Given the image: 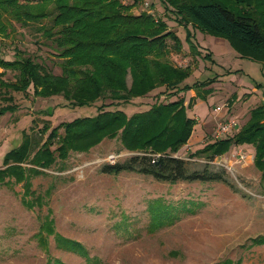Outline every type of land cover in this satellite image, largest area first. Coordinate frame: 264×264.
I'll return each instance as SVG.
<instances>
[{
    "label": "rangeland",
    "instance_id": "rangeland-1",
    "mask_svg": "<svg viewBox=\"0 0 264 264\" xmlns=\"http://www.w3.org/2000/svg\"><path fill=\"white\" fill-rule=\"evenodd\" d=\"M135 11L166 22L179 38L181 52L172 50L168 59L179 69H191L180 85L183 92L170 97V91L159 87L129 103L102 99L83 108L71 106L63 96L35 98L32 88L27 95L12 93L19 109L0 118V168L5 154L21 145L25 133L40 140L48 123L54 128L95 116L101 106L131 117L156 103L184 98L192 105L187 114L197 124L175 156L185 160L190 172L208 169L223 173L225 181L170 184L136 172L104 174V165L139 154L126 150L119 137L105 139L87 153H71L47 175L33 179V190L43 197L42 207L22 204L21 184H0V264H47L49 259L52 264H264V244L252 242L264 237V176L255 166V148L233 146L234 154L229 151L216 164L210 162L219 156L208 160L199 154L216 141L219 123H237L222 138L232 140L251 120L252 111L264 104L262 64L243 57L227 38L180 23L161 0L140 1ZM53 16L42 24L50 28ZM40 25L22 26L9 18L6 26L13 31L11 37L0 33L1 55L13 60L17 47L42 57L60 75L61 69L53 63L58 59L52 60L48 46L51 40L37 31ZM187 30L192 33L194 53L186 41ZM168 41L172 49L173 41ZM4 78L13 80L14 73L8 71ZM238 154L248 156L244 164L234 162ZM51 186L54 189L46 196ZM46 216L54 220L56 232L80 244L86 256L59 247L54 234H45L42 242L39 233Z\"/></svg>",
    "mask_w": 264,
    "mask_h": 264
},
{
    "label": "trees",
    "instance_id": "trees-1",
    "mask_svg": "<svg viewBox=\"0 0 264 264\" xmlns=\"http://www.w3.org/2000/svg\"><path fill=\"white\" fill-rule=\"evenodd\" d=\"M140 1L144 0H134L130 5L122 0H0V33L11 37L13 30L8 32L6 26L9 18L22 26L40 23L37 31L51 40L48 46L54 55L52 60L58 59L53 63L62 71L55 74L42 57L17 47L13 60H5L0 51V118L19 109L12 93L27 95L31 88L35 98L63 96L71 106L80 108L102 99L129 103L159 87L170 91V97L182 93L180 85L191 69H179L168 59L172 50L181 52L180 40L168 30L166 22L157 21L151 13L134 14ZM161 2L180 23L227 38L238 53L264 68V0ZM53 13L52 26L47 28L42 22ZM191 37L187 30L186 41L194 53ZM169 39L173 41L172 49ZM8 71L14 73L13 80L4 78ZM191 106L181 98L156 103L131 117L101 106L95 116L63 122L54 128L48 123L42 130L43 137L49 133L45 139L25 133L21 145L5 154L0 184H21L22 204L30 209L42 207L43 197L33 190L34 178L47 175L46 171L73 152L87 153L103 140L117 137L126 150L139 154L123 163L104 165V174L136 172L170 184L225 181L223 173L208 169L190 172L185 160L175 156L188 143L197 124L187 114ZM233 145L253 146L255 166L264 176V104L252 111L251 120L234 139L216 140L199 154L209 160L228 153ZM53 189L49 187L46 196ZM158 211L160 214L164 210ZM47 216L39 233L42 242L45 234H54L59 247L86 256L80 244L56 232L54 220ZM252 242L264 244V237ZM47 264L52 261L49 259Z\"/></svg>",
    "mask_w": 264,
    "mask_h": 264
},
{
    "label": "built area",
    "instance_id": "built-area-1",
    "mask_svg": "<svg viewBox=\"0 0 264 264\" xmlns=\"http://www.w3.org/2000/svg\"><path fill=\"white\" fill-rule=\"evenodd\" d=\"M223 110V108H218L217 111L221 112ZM237 128V123L233 122L231 120H228L226 122H222L219 123L216 126L215 129V139L216 140H221L223 138L224 135H227L230 131H234ZM222 158V156L217 157V159H215L213 162H210L211 164H216V162L218 161V159ZM248 156L247 155H235L234 156V162L235 163H244L246 162Z\"/></svg>",
    "mask_w": 264,
    "mask_h": 264
},
{
    "label": "crops",
    "instance_id": "crops-1",
    "mask_svg": "<svg viewBox=\"0 0 264 264\" xmlns=\"http://www.w3.org/2000/svg\"><path fill=\"white\" fill-rule=\"evenodd\" d=\"M136 8H137V6L133 9V12H134V14L139 15L140 12L136 13V11H135ZM137 10H138V9H137ZM141 99H142V98H141ZM233 146H235V145H233ZM233 146H232V147H233ZM232 147H231V149H230V152H232V153L234 154ZM240 164H244V163H240Z\"/></svg>",
    "mask_w": 264,
    "mask_h": 264
}]
</instances>
